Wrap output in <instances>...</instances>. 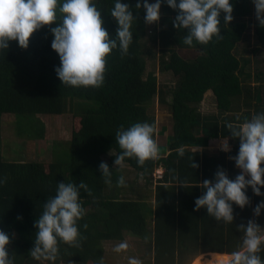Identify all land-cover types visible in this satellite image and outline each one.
<instances>
[{"label": "trees", "instance_id": "16d2710c", "mask_svg": "<svg viewBox=\"0 0 264 264\" xmlns=\"http://www.w3.org/2000/svg\"><path fill=\"white\" fill-rule=\"evenodd\" d=\"M94 2L102 12L104 26L114 34L117 24L110 14L114 0ZM124 2L132 5L136 17L134 39L129 54L121 55L119 50L110 54L105 82L99 88L62 85L55 71L60 59L51 48L53 36L48 26L33 33L28 48L12 41L9 49L0 54V144L5 113L60 115L74 107H85L87 100L98 103L74 114L68 152H63L65 159L10 160L0 150V176L7 177L6 183L0 185V228L10 237L15 233L9 247L15 264H50L34 261L29 250L33 246L34 221L47 199L55 195L58 182L79 184L83 180L91 191L80 192L86 210L79 221L80 246L61 243L56 264H95L101 256L105 264H114L106 258L104 241L122 240L127 234L143 242L142 264H192L203 253L231 254L237 250L242 233L235 225L253 218L264 226V213L259 217L253 213L264 197L256 196L250 187L251 205L244 209L234 205L233 224L218 222L205 209L194 208L195 199L202 194L200 182L214 179L221 166L233 179L240 171L229 158L237 154L238 140L230 139L231 153L205 147L212 139L228 135L226 121L243 122L264 110V70L260 67L264 28L255 19L254 30L250 31L249 18H256L252 0H234V19L228 25H224L221 14L222 38L193 46L185 45V31L173 26L177 13L170 6L162 5L159 24L147 25L143 9L135 8L136 0ZM252 39L255 46L248 56L239 45ZM149 42L159 45V55L149 48ZM157 56L160 71L175 78L173 85H161L158 75L148 70V57ZM209 91L217 110L205 113L201 104ZM156 98L171 111L173 132L168 134L166 148L158 159L148 160L143 166L134 158L125 160L131 168L151 178L157 168H165L163 177L155 181L154 203L149 205L146 198L127 197L126 186L116 185V179L124 175L120 168L113 170V183L106 184L99 164L105 161L113 166L115 155L121 151L115 140L121 125L147 121L157 128L153 108ZM165 131L166 126L157 130L155 139ZM44 133V128H39L35 137L43 138ZM181 148L184 156L178 154ZM193 160L199 167H191ZM180 180L187 181L185 187L178 185ZM260 255L264 258V251Z\"/></svg>", "mask_w": 264, "mask_h": 264}, {"label": "clouds", "instance_id": "9594fccd", "mask_svg": "<svg viewBox=\"0 0 264 264\" xmlns=\"http://www.w3.org/2000/svg\"><path fill=\"white\" fill-rule=\"evenodd\" d=\"M252 3L256 20L264 28V0H252ZM165 4L176 11L173 26L185 31L183 42L188 46L208 44L214 38H222V13L224 25L234 19V0H136L135 8L143 9L145 24L154 25L159 24L161 7ZM110 14L117 24L114 34H110L104 26L102 12L94 0H0V54L9 49L12 41L28 48L33 33L48 26L53 36L51 48L60 59L55 71L62 85L99 88L105 82L110 54L113 50H119L121 55L129 54L134 39L132 27L136 17L132 5L124 0H114ZM225 127L228 135L220 138L218 147L220 151L231 153L230 139L239 141L237 154L229 158L240 171L233 179L221 166L214 179L200 182L202 194L195 199L194 208L196 211L205 209L218 222L233 224L234 205L241 209L251 205L249 187L256 196L264 197V110L245 118L243 122L226 121ZM156 131V125L147 121L134 122L128 127L121 125L116 130L115 140L121 151L115 155L112 167L105 161L99 164L106 184L113 183V170L122 168L126 158H134L141 166L148 160L159 158ZM178 154L184 156L183 148L178 150ZM191 167L199 165L193 160ZM6 181V176H0V185ZM115 183L126 186L125 176L120 175ZM186 184V180L178 183L184 187ZM82 189L91 191L83 180L79 184L58 182L55 195L44 203L41 215L34 221L33 246L29 250L34 261L56 264L61 243L80 246L82 233L79 221L86 214L80 195ZM253 213L255 217L264 213V199L255 205ZM235 226L242 233L241 243L230 254L229 264H264L260 255L264 251V226L253 218L248 219L246 224ZM14 236L15 233L10 237L0 228V264H15V258L9 252ZM128 248L127 242H121L113 251L122 253ZM127 260L128 264H142L135 256H128ZM95 264H105L104 257L98 258Z\"/></svg>", "mask_w": 264, "mask_h": 264}, {"label": "rangeland", "instance_id": "374dc122", "mask_svg": "<svg viewBox=\"0 0 264 264\" xmlns=\"http://www.w3.org/2000/svg\"><path fill=\"white\" fill-rule=\"evenodd\" d=\"M154 2V0H151ZM250 31L254 30L255 17L249 18ZM149 48L157 51L159 55V45L148 43ZM246 46V48H243ZM255 46L254 39L247 42H242L239 45L241 52L246 55H252V48ZM264 55V54H263ZM261 70H264V57L260 64ZM148 70H153L158 75L159 83L166 85H173L175 78L170 73H163L160 71L159 58L148 57ZM80 102L79 100H77ZM75 101V103H78ZM85 107L77 109L74 107L73 110H68L64 114L60 115H22L17 116L13 113H5L2 120V141L0 144V150L3 153L5 159L10 160H29L37 159L43 161H52L54 158L65 159L63 152H68L67 146L69 144L71 132H72V119L74 114H81L89 106H97L96 101H84ZM76 104H74L75 106ZM154 111L157 116V130H160L163 126H166V131L162 134L157 135V142L160 146V151L166 148V142L168 140V134L173 132V123L171 117V111L168 105L163 104L156 98L154 103ZM217 110L216 103L213 98L211 91L207 92L204 101L201 104V111L203 112H215ZM39 128H44V137L36 138V132ZM219 141L216 144H212L213 151L218 150ZM108 160V156H104ZM124 171L126 177V190L130 197H141L147 199L149 205L154 202V181L149 179L144 174L137 172L131 167H128L126 163L121 168ZM148 218H150V212L147 211ZM149 226H153V221L150 220ZM127 242L129 248L122 252L116 253L113 251L114 247L121 243ZM143 242L139 237L132 234H127V237L122 240L104 241L106 249V258L109 262L114 264H128L127 257L135 256L141 260L143 253ZM212 252L203 253L199 255L192 264H204L202 262L207 258H211ZM224 258L223 264H228L230 261V254H222ZM142 261V260H141Z\"/></svg>", "mask_w": 264, "mask_h": 264}, {"label": "bare ground", "instance_id": "6f19581e", "mask_svg": "<svg viewBox=\"0 0 264 264\" xmlns=\"http://www.w3.org/2000/svg\"><path fill=\"white\" fill-rule=\"evenodd\" d=\"M158 170H162V176L161 177H163L165 168L161 166V167L156 169L155 177L157 179L161 178V177H158V175H157ZM222 254H224V253L212 252L211 253L212 257L205 259V261L202 263H204V264H223L224 258H222L223 257Z\"/></svg>", "mask_w": 264, "mask_h": 264}, {"label": "crops", "instance_id": "0c3cea01", "mask_svg": "<svg viewBox=\"0 0 264 264\" xmlns=\"http://www.w3.org/2000/svg\"><path fill=\"white\" fill-rule=\"evenodd\" d=\"M218 141H220V138H216V139H212L211 141H210V143H209V145L208 146H206L205 148L206 149H208V150H210V151H213L211 148H213V145L212 144H216V142H218ZM231 146H232V144H231ZM218 150H220L219 149V147H218ZM128 167H130L129 165H127ZM121 169V168H120ZM122 170V169H121ZM135 170V169H134ZM123 171V170H122ZM124 172V171H123ZM151 175H152V173H151ZM153 179L150 177V176H148V178L149 179H152L153 181H154V186H155V181L157 180V178L155 177V171H153ZM127 188V187H126ZM125 194H128V191L126 190V192H125ZM127 196V195H126ZM128 197H130V196H128ZM133 198H140V197H133ZM154 202V201H153ZM225 254H228V253H225Z\"/></svg>", "mask_w": 264, "mask_h": 264}, {"label": "built area", "instance_id": "2783aa9c", "mask_svg": "<svg viewBox=\"0 0 264 264\" xmlns=\"http://www.w3.org/2000/svg\"><path fill=\"white\" fill-rule=\"evenodd\" d=\"M157 175H158V177H161L162 176V170H158Z\"/></svg>", "mask_w": 264, "mask_h": 264}]
</instances>
